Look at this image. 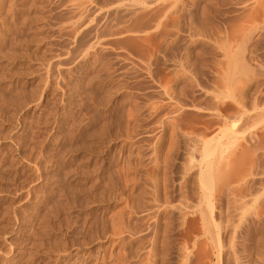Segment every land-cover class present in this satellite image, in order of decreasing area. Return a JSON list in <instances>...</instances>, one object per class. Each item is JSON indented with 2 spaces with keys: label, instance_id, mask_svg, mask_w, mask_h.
I'll return each instance as SVG.
<instances>
[{
  "label": "rangeland",
  "instance_id": "374dc122",
  "mask_svg": "<svg viewBox=\"0 0 264 264\" xmlns=\"http://www.w3.org/2000/svg\"><path fill=\"white\" fill-rule=\"evenodd\" d=\"M56 263L264 264V0H0V264Z\"/></svg>",
  "mask_w": 264,
  "mask_h": 264
},
{
  "label": "bare ground",
  "instance_id": "6f19581e",
  "mask_svg": "<svg viewBox=\"0 0 264 264\" xmlns=\"http://www.w3.org/2000/svg\"><path fill=\"white\" fill-rule=\"evenodd\" d=\"M205 176H206V177H205ZM207 176H208V173H207V172L203 174V178H206V179H207V178H208ZM70 192H71V191H70ZM64 193H65V192H64ZM59 195H60V194H59ZM61 196H62V195H61ZM70 196H71V195H70ZM75 199H76V198H75ZM63 200H64V199H63ZM57 202H58V201H57ZM68 202H69V201H68ZM58 203H59V202H58ZM53 204H54V203H53ZM59 204H60V203H59ZM66 204H67V203H66ZM55 205H56V204H55ZM57 205H58V204H57ZM59 206H60V205H59ZM61 206H62V205H61ZM65 207H66V205H65ZM49 209H50V208H49ZM51 209H52V208H51ZM61 209H62V207H61ZM65 209H66V208H65ZM72 209H73V208H72ZM53 210H54V209H53ZM57 210H58V209H57ZM59 211H60V210H59ZM59 211H58V212H59ZM52 212H53V211H52ZM55 212H56V211H55ZM58 212H56V213H58ZM67 213H68V212H67ZM62 214H63V213H62ZM45 215H46V214H45ZM56 215H57V214H56ZM60 215H61V214H60ZM64 215H65V214H64ZM51 217H52V216H51ZM54 217H55V216H54ZM57 217H58V216H57ZM65 218H66V217H65ZM52 220H53V219H52ZM54 220H55V219H54ZM57 220H58V219H57ZM54 222H55V221H54ZM65 222H66V220H65ZM103 223H104V222H103ZM103 223H102V224H103ZM53 224H54V223H53ZM63 224H64V223H63ZM53 226H54V225H53ZM118 226H119V225H118ZM49 227H50V226H49ZM72 227H73V226H72ZM115 227H116V226H115ZM61 229H62V228H61ZM119 229H120V228H119ZM41 231H42V230H41ZM69 231H70V230H69ZM112 231H113V230H112ZM115 231H117V229H116ZM32 232H33V231H32ZM116 233H117V232H116ZM97 234H98V232H97ZM31 235H33V234H31ZM33 238H34V237H33ZM47 239H48V238H46V240H47ZM62 239H64V238H62ZM59 242H60V240H59ZM55 243H56V242H55ZM60 244H61V242H60ZM75 244H76V243H74V245H72V246H76ZM30 245H31V244H30ZM61 246H62V245H61ZM65 247H66V246H65ZM54 248H55V247H54ZM67 248H68V247H67ZM58 249H59V248H58ZM58 249H57V250H58ZM27 253H28V252H27ZM70 254H71V253H70ZM74 254H75V253H74ZM76 255H78V254H75L74 256H76ZM79 258H80V257H79ZM56 264H57V263H56Z\"/></svg>",
  "mask_w": 264,
  "mask_h": 264
}]
</instances>
